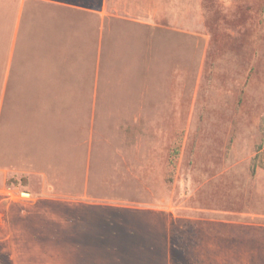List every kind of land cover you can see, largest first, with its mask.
Wrapping results in <instances>:
<instances>
[{
  "label": "rangeland",
  "instance_id": "374dc122",
  "mask_svg": "<svg viewBox=\"0 0 264 264\" xmlns=\"http://www.w3.org/2000/svg\"><path fill=\"white\" fill-rule=\"evenodd\" d=\"M71 2L83 46L54 50L51 18L34 50L87 86L40 104L53 131L0 189V264H264V0H128L98 41L95 0Z\"/></svg>",
  "mask_w": 264,
  "mask_h": 264
},
{
  "label": "crops",
  "instance_id": "0c3cea01",
  "mask_svg": "<svg viewBox=\"0 0 264 264\" xmlns=\"http://www.w3.org/2000/svg\"><path fill=\"white\" fill-rule=\"evenodd\" d=\"M107 2L95 0L96 8L92 11L96 18L97 41L99 38L103 39L104 16H109L110 20H133L132 3L128 0H111L109 5ZM142 4L144 3L137 4L135 8H141L142 14L146 16L149 12H146V8L149 9L150 6ZM86 10L87 8L72 4L71 0H0V189L8 176L23 173L18 168L27 162L25 160L38 161L41 151L48 147L53 129L49 127L50 115L40 112V104L53 103L57 87L66 89L71 86H87L86 80H80L77 84L70 83V77L68 86L64 81L56 83L55 70H50L47 60H39L34 50L39 47L38 41L44 48L48 45L49 37L42 34L40 27L49 30V20L54 18V23H57L54 29V50L57 48L56 41L59 46L64 42L63 46L67 48L71 47L73 41L82 45L87 39L86 21H82ZM149 17L151 19L150 14ZM63 54L65 53L62 51L60 56ZM64 61L61 59L60 64H64ZM68 72L70 76L72 69L69 68ZM82 73L79 72V78H82ZM95 219L93 221L91 217L86 218L87 224L84 226L87 236H81V243L92 246V255L98 256L97 244L102 235L98 234L99 223Z\"/></svg>",
  "mask_w": 264,
  "mask_h": 264
},
{
  "label": "built area",
  "instance_id": "2783aa9c",
  "mask_svg": "<svg viewBox=\"0 0 264 264\" xmlns=\"http://www.w3.org/2000/svg\"><path fill=\"white\" fill-rule=\"evenodd\" d=\"M23 194H24V192H21L20 196H27V198L30 196L29 194H25V195H23Z\"/></svg>",
  "mask_w": 264,
  "mask_h": 264
},
{
  "label": "bare ground",
  "instance_id": "6f19581e",
  "mask_svg": "<svg viewBox=\"0 0 264 264\" xmlns=\"http://www.w3.org/2000/svg\"><path fill=\"white\" fill-rule=\"evenodd\" d=\"M24 195V194H23Z\"/></svg>",
  "mask_w": 264,
  "mask_h": 264
}]
</instances>
